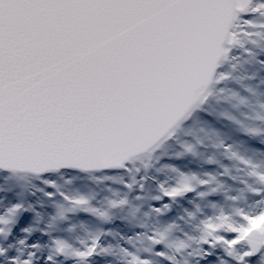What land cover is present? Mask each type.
<instances>
[{
    "label": "snow or ice",
    "instance_id": "obj_1",
    "mask_svg": "<svg viewBox=\"0 0 264 264\" xmlns=\"http://www.w3.org/2000/svg\"><path fill=\"white\" fill-rule=\"evenodd\" d=\"M0 264H264V0H0Z\"/></svg>",
    "mask_w": 264,
    "mask_h": 264
}]
</instances>
